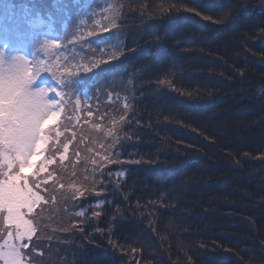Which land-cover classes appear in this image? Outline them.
<instances>
[{
  "label": "trees",
  "instance_id": "trees-1",
  "mask_svg": "<svg viewBox=\"0 0 264 264\" xmlns=\"http://www.w3.org/2000/svg\"><path fill=\"white\" fill-rule=\"evenodd\" d=\"M28 2L56 47L4 35L82 79L47 128L59 264H264V0Z\"/></svg>",
  "mask_w": 264,
  "mask_h": 264
},
{
  "label": "snow or ice",
  "instance_id": "snow-or-ice-1",
  "mask_svg": "<svg viewBox=\"0 0 264 264\" xmlns=\"http://www.w3.org/2000/svg\"><path fill=\"white\" fill-rule=\"evenodd\" d=\"M37 45L46 53L49 48L56 47V41L45 39L42 44L37 41L34 47ZM6 50L7 43L0 48V214L6 213L4 220L15 222L19 229L29 225L23 210L27 208L30 211L40 196L33 190L28 177L17 168L25 165L29 156L44 151L42 145L51 139L45 127V118L56 113L52 111L55 101L48 97L53 89L34 87V81L42 70L41 62L23 54H10ZM88 71L86 68L85 72ZM52 77L57 87L71 88L82 83L81 78L74 79V73H63L60 78L53 73ZM64 94L56 93L57 96ZM76 195L82 193L77 191ZM31 232L32 228L28 226L26 232H17V238L26 234L30 236ZM15 255H19L15 249L7 254L0 251V256ZM5 264L19 262L5 258Z\"/></svg>",
  "mask_w": 264,
  "mask_h": 264
},
{
  "label": "rangeland",
  "instance_id": "rangeland-1",
  "mask_svg": "<svg viewBox=\"0 0 264 264\" xmlns=\"http://www.w3.org/2000/svg\"><path fill=\"white\" fill-rule=\"evenodd\" d=\"M112 18V17H111ZM110 26H112V23H109ZM41 42V40H40ZM12 54H22V53H18V52H14ZM24 55V54H23ZM42 85V86H41ZM39 86L36 87H43L45 89L47 88H52L53 91L49 92L48 95H50V99L55 101V105L52 108V111H54L56 113L55 116H51L49 115L48 117H46V120L49 121H57L60 114H61V106H58V97H55V94L57 92H61L60 90H58L57 85L53 84V83H45L44 85L41 84ZM62 93V92H61ZM75 105H79V101L78 99H76L75 101ZM47 123V122H46ZM52 132H50V136H52ZM55 139H59L60 140V135H55ZM50 144H52V139L48 140L47 144L42 145V147L44 148V151L40 152L39 154H33L32 156L28 157V161L25 165L19 167L22 168V170L25 171V173H30L32 171L33 174L28 176V180L30 185L33 187V190L36 191L39 196H40V200L39 201H45V204H41L40 208L38 210V215H40V217L38 218V220L42 221V226H41V231L39 234L40 237V243H37L35 245L32 246V250L33 251H29V252H25V254L27 256L24 255L23 251H22V245L24 243L25 238H27L29 235H24L21 238H17V232H26L27 227L30 226L32 228L33 225V220H35V217H33V219H31L32 221L26 219V217L24 216V219L27 220L29 222V225L26 226H21L19 229L17 228V225L15 222L13 221H8L10 224H12V229L9 230V233H11V235L5 234L2 242L0 243V251L4 252L5 254L12 252L13 249H15L16 252L19 253V255H15V256H0V264H5V258L7 259H15L16 261L19 262V264H35V253L37 251V249L41 250L44 252V256H41V258H38V262L40 264H46V261L48 260V258L50 259V262H52L53 264H59V262L56 260V253L61 249V247L65 244L64 241V236L62 235V233H64V230L61 231L60 228H63L61 225L59 226V219L57 217V219H54L53 222L48 219L49 216V212L52 209V205L49 201L52 198V192H50V181L49 177L50 175H55L54 171H57V176L55 177L56 180H58L59 182H66V178L64 177L66 174H68L67 169L65 167H62L63 165V161H61L59 158L55 157L53 154L54 152L49 151L47 154L45 153L46 148L48 147ZM47 152V151H46ZM50 161H54L55 164L59 167L57 168V166L55 164L51 165ZM44 163L47 164L48 170L49 172L46 174L45 177H41L38 176L36 177V175H34L35 171L39 170L41 167V165H43ZM51 165V167H50ZM19 168H17V171H19ZM51 168V170H50ZM40 175V174H39ZM49 176V177H48ZM47 179V180H46ZM58 192H56V194H58ZM62 205V203H60V206ZM70 208V206L65 207L64 210H68ZM27 209V208H25ZM28 210V209H27ZM60 210V209H58ZM64 211V212H65ZM24 212V210H23ZM6 215V213L0 214V217H3V221L4 220V216ZM38 237V238H39ZM67 237H65L66 239ZM5 241H7V243H5ZM38 250V251H39Z\"/></svg>",
  "mask_w": 264,
  "mask_h": 264
}]
</instances>
